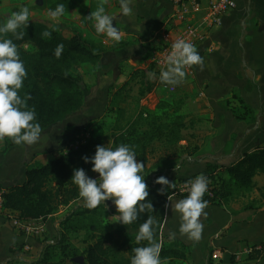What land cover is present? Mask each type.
Wrapping results in <instances>:
<instances>
[{
    "label": "crops",
    "instance_id": "0c3cea01",
    "mask_svg": "<svg viewBox=\"0 0 264 264\" xmlns=\"http://www.w3.org/2000/svg\"><path fill=\"white\" fill-rule=\"evenodd\" d=\"M96 1L103 3L106 11L115 17L113 24L120 29V41L131 38L136 43L113 49L111 46L113 47L115 41L111 44V38L97 34L91 23L88 25L87 20H80V25L85 28L84 38L103 49L96 71H89L84 76L86 83L90 79L93 81L94 96L89 103L90 109L101 104L108 107L112 95L135 71L120 69L121 65L129 67L133 60H143L146 55L143 48L148 43L154 42L166 28L172 29V35L179 28L173 18V6L163 0H132L130 6L133 11L127 16L120 12L119 0ZM90 9L91 0H85L72 12L78 13L80 10L88 16ZM244 32L262 43L259 54L258 43L252 45L253 41L250 40L246 49L244 46L240 48ZM207 36L197 48L203 57V64L192 65L190 73L185 69L186 74L191 77L188 93H199L191 96L190 103L192 118L195 119L192 134L196 140L191 142L199 146V151L194 156L196 161H190L184 155L180 158L179 165L168 173L169 176L153 174L148 182L157 186L162 185L156 183V176H165L168 180L174 177L190 178L204 171L208 164L219 166L223 177L229 180L230 176L226 171L229 166L257 147L264 146V0H238L237 7L224 17L222 26L211 30ZM150 58L146 61L151 65ZM109 89L111 94L108 97ZM103 93L107 94L105 99ZM233 95H238L251 108L250 117L239 120L226 108V101L231 100ZM64 131L63 122L54 124L41 132L38 142L32 145H16L0 157L2 189L5 191L11 185L22 184L26 180L27 165L36 164L49 155H54ZM187 144V139L180 142V145ZM254 183L253 189L242 190L246 194L250 192L251 197H241L238 204L233 205L232 197L222 204L207 203L198 218L203 226L199 239H190L187 234L179 232L180 214L173 210L172 201H169L159 241L162 247H168L172 241H179L187 250L186 261L174 262L264 264V260H246L253 247L261 249L264 246V197L260 193V190L264 193V174L258 173ZM171 198L175 201L184 197ZM54 216L42 218L44 232L41 235L23 234L12 226L8 218L0 216V264H31L38 260L46 243L40 238L51 230L49 220ZM170 232L176 233L174 239L170 238ZM26 245L30 247L29 251L26 250ZM216 250L221 253L220 259L212 260L211 254ZM233 256L235 263H232ZM83 261L84 258L81 262ZM69 262L71 261L64 260L50 264Z\"/></svg>",
    "mask_w": 264,
    "mask_h": 264
},
{
    "label": "trees",
    "instance_id": "16d2710c",
    "mask_svg": "<svg viewBox=\"0 0 264 264\" xmlns=\"http://www.w3.org/2000/svg\"><path fill=\"white\" fill-rule=\"evenodd\" d=\"M84 1L55 0L49 5V8L54 9L58 3H63L65 5L64 15H66ZM100 3L99 1L91 0L89 14ZM44 30L50 31L51 36L43 37L42 32ZM24 31V37L19 40L12 37L11 33L6 35L13 38L14 43H16L20 58L24 61L28 73L19 94L26 98L30 107H34L37 120L41 125L42 131H44L54 124L65 121L71 114L80 111L84 107L87 87L82 71L84 69L90 71L91 69L88 66H97L102 59V52L96 44L85 40L81 34L75 33L72 36H61L56 25L51 22L29 20V24ZM61 43L64 48L60 57L57 58L54 55V50ZM135 43L136 40L126 39L116 42L112 48H123ZM25 46H29V50H26ZM150 57L151 54H146L144 60H148ZM153 68L154 66L151 65L148 70L134 71L129 80L110 98L107 110L116 112V123L118 124L117 133L112 140V147L120 143L134 146L137 154L136 159L144 163L145 166L148 147L153 141L164 139L170 142L168 144L174 146L179 158L186 155L190 161H196L194 156L198 153L199 146L191 141H188L187 145H180L181 141L186 140L181 132L185 127L183 121L174 119L168 131H165L163 129L164 126L159 124L155 126L156 120H152V127L145 132H140V128L145 125V122H148V117L156 119V116L152 114L145 115V113L140 112L134 121L128 122L126 126L121 125L125 118V109L121 106L126 101L124 92L132 81L140 77V97L151 93L155 85L147 78V72L152 71ZM185 101L191 102V96L184 95L178 98L176 103L185 105ZM225 106L239 120H245L252 115L251 108L238 95H233L231 100H227ZM181 109L177 108V111L180 112ZM175 134L176 136H174ZM4 145L5 147L0 150V154H6L7 151L18 144L13 143L12 140L8 143L4 140ZM97 145L101 144L94 139H90L77 148L44 164L28 165L26 168V180L22 184H14L5 189V207L18 212L23 219H47L56 213L57 204L69 205L73 200L77 199L79 190L75 187L67 189L64 185L72 183L71 177L75 168H83L86 172L93 171L92 164L90 162L85 163L83 157L92 156ZM226 171L230 176L229 180L223 177L219 166L213 164H208L207 168L199 173L204 174L212 181L209 186L211 195L204 194L202 199L211 204H222L230 200L232 197L231 191L234 188L239 190L253 189L255 187V176L258 173L264 174V146L257 147L252 152L245 154L240 160L229 166ZM199 174L190 178L174 177L169 179L175 187L167 185L157 186L154 183L147 182L149 197L146 199L151 200L153 211L141 213L132 224L124 225V232L121 230L114 232L104 231L90 235L89 239L91 242L86 244L81 251L84 261L80 264H130L132 248L139 245L135 240H129V237L134 235L133 238H135L139 225L144 222L148 215H152L158 222L155 226V237L159 240L169 202L168 197L187 196L188 193H180L178 191L179 184L187 182ZM50 182H56L53 189L47 188V184ZM1 189L2 187L0 186ZM260 193L264 197L262 190H260ZM101 205L102 203L96 208H89L86 205L80 211L71 212L62 222L64 228H72L71 223L73 218H77L76 216L96 215ZM110 213L116 215L111 210ZM65 241L61 236L59 237V242L45 244L40 258L31 264L63 262L64 257L61 258V256L66 254L60 248L67 251L73 249ZM145 243L147 242H139V244ZM58 248L59 250L55 251ZM124 249L127 255L121 254ZM59 256L60 258L58 259ZM160 256L162 261H169V263H174V261L183 262L187 260V250L179 241H172L168 247H162ZM246 260H264V246L261 249L253 247ZM235 262V257L233 256L232 263Z\"/></svg>",
    "mask_w": 264,
    "mask_h": 264
},
{
    "label": "clouds",
    "instance_id": "9594fccd",
    "mask_svg": "<svg viewBox=\"0 0 264 264\" xmlns=\"http://www.w3.org/2000/svg\"><path fill=\"white\" fill-rule=\"evenodd\" d=\"M132 0H119L122 15H130L133 11ZM65 13V5L58 3L56 7L47 10L48 16L55 20ZM31 10L28 5L21 4L14 11L0 20V141L10 138L15 144L32 145L41 139L42 128L37 120L34 107L27 104L26 98L19 94L28 73L24 61L20 58L16 43L12 37L19 40L25 35L24 29L29 24ZM103 3L86 16L93 23L97 34H104L115 42L121 39L120 29L114 26L113 19ZM43 37H50L51 32L44 30ZM64 45L58 44L54 55L59 58ZM163 63L166 67L159 73L149 71V80L158 79L161 84L176 85L186 76L185 67L202 65L203 57L197 51L196 45L189 40L180 38L171 44V49ZM107 145V144H106ZM97 145L92 156H84L85 163L92 164V170L98 176L90 177L85 169H73L72 182L78 186L79 196L84 199L89 208H96L108 199H112L118 215H113L114 221L123 225H130L138 219L141 213L152 212L153 204L149 197L148 185L142 175L144 163L136 159L134 146L120 143L114 147ZM156 183L175 187L165 176L157 178ZM209 179L199 174L187 182L188 195L182 199L172 201V208L178 212L179 232L187 234L192 239H199L202 223L199 221L207 201L202 199L208 190ZM206 215V213H204ZM157 220L148 215L135 234V241L139 246L132 248L130 264H162V243L155 237ZM170 238L176 233L170 232ZM146 241L145 244H139Z\"/></svg>",
    "mask_w": 264,
    "mask_h": 264
},
{
    "label": "rangeland",
    "instance_id": "374dc122",
    "mask_svg": "<svg viewBox=\"0 0 264 264\" xmlns=\"http://www.w3.org/2000/svg\"><path fill=\"white\" fill-rule=\"evenodd\" d=\"M55 0H0V20H2L8 13L14 11L18 8L21 4H26L29 6L31 10V15L29 20L38 19L44 20L47 22L54 23L58 28L59 34L61 36H72V34L78 33L84 38V29L80 25V20L86 21L85 14L82 11H78V13L70 12L66 15H63L55 20L51 19L48 14L47 10L49 5L52 4ZM87 23H91V27H93V23L87 20ZM86 40V38H84ZM131 39V38H128ZM253 41L252 45L259 46L258 54L262 48V43L252 38V35L249 33L244 32L241 37V49L244 46V49L249 46L247 43L248 41ZM255 40V41H254ZM113 40L110 43H114ZM101 46H103L101 44ZM111 46V45H110ZM107 46V47H110ZM106 47V48H107ZM26 50H29V46L24 47ZM99 48H101L99 46ZM112 48V46H111ZM156 48V43L151 42L148 43L145 49V54H153L154 49ZM103 51V49H101ZM132 65H121V68H125L127 70H148L150 68L149 61L135 59L133 60ZM90 71H96L97 66H88ZM119 69V70H120ZM82 71V70H81ZM153 72L159 73V70L155 67L152 69ZM83 75H87L89 73L88 69H84ZM186 72H188L186 70ZM92 76V75H90ZM85 80V79H84ZM140 77L136 80L132 81L129 86L127 87L125 93V102L121 104V106L125 108V118L121 122L122 126H126L128 122L134 121L140 112L145 113V115H154L156 119H151L148 117V122H145L140 128V132H145L152 127V120H156L155 126L162 125L164 126L163 129L168 131V128L173 123L174 119L183 121L185 124L184 129H182L183 136L188 141H196L194 139V134H192V130L194 127L195 119L192 118L193 112L190 109V103L185 101V105L177 104L176 101L178 98L184 95L194 96L193 94H199L198 92L188 93L190 89L188 88L191 84V77L187 74L186 76L180 81V83L176 85H163L160 83L158 79L151 80V82L155 85L152 92L147 94L144 97H140L139 94V83ZM87 81V80H86ZM85 81V83H86ZM95 85V84H94ZM86 100L84 107L73 114H71L65 121H63V125L65 126V131L62 132V139L59 141V144L56 146V150H54V155H49L45 160L38 162L34 165L44 164L53 158H56L72 149L77 148L82 143H86L90 139H94L101 145L111 146L112 140L114 135L117 133L118 124L116 123L117 116L114 110H107V106L105 105L94 107L90 109L89 103L93 100L94 91L93 88V81L88 80L86 83ZM111 94V90H108V97ZM107 96L106 93H103V98L105 99ZM103 99V100H104ZM177 108H182L180 112L177 111ZM178 112V113H177ZM120 126V125H119ZM67 136L66 138H63ZM176 136V134L174 135ZM5 142H10V138L4 139ZM4 140L0 141V150H2L4 145ZM170 143L167 140H155L147 149V163L143 168L142 175L145 176L146 183L150 181V178L153 174H165L167 175L170 173L171 169H175L180 162V158L177 156V153L174 150V146L168 144ZM8 152V151H7ZM4 154H0V157H3ZM28 166V165H27ZM171 168V169H170ZM170 169V170H169ZM90 177H97L98 173L94 171L86 172ZM169 176V174H168ZM158 176L155 177L157 180ZM56 182H50L47 184L48 189H53ZM66 188H77L78 186L75 185L73 182L68 183ZM79 190V189H78ZM246 191L239 190L234 188L231 191V196L233 198V205L238 204L241 201V197H246L249 195L251 197V193H244ZM86 206V203L83 198L80 196L77 199L73 200L69 205H61L57 204L56 216L50 218V226L51 230H48L47 233L40 239L42 241H46L45 244L54 242H59V237L62 236L63 240L65 239L67 244H70L73 248L71 250H60L66 254L63 260L71 261L68 264H80L83 260V255L81 251L85 248L86 244L91 242L89 239L90 235L96 234V232H104V231H111L114 232L116 230H121L124 232L125 228L124 225L118 221H114L113 215L110 213V210L115 212L118 215L115 205L112 203V199H108L102 203L100 209L96 215H89L86 217H79L73 218V222L71 223L72 228H64L62 224L63 220L71 213L77 212ZM62 234V235H60ZM136 234V233H135ZM134 237V235H133ZM129 237V240L134 241L135 238ZM52 240V242H47ZM44 244V245H45ZM56 249L55 251H58ZM60 251V252H61ZM77 254V255H75ZM121 254L127 255L125 253V249L121 251ZM68 255V256H67ZM75 255V256H73ZM81 256V258H80ZM60 256L58 257V259ZM245 261V260H244ZM162 264H183V263H169V262H162Z\"/></svg>",
    "mask_w": 264,
    "mask_h": 264
},
{
    "label": "built area",
    "instance_id": "2783aa9c",
    "mask_svg": "<svg viewBox=\"0 0 264 264\" xmlns=\"http://www.w3.org/2000/svg\"><path fill=\"white\" fill-rule=\"evenodd\" d=\"M171 4L174 8L173 18L178 23V30L172 35V29H164L161 36L155 39L156 48L150 58V63L156 69L160 70L166 65L163 63L165 57L171 49V44L176 39H186L196 45V48L207 39L208 33L220 28L223 19L230 14L236 7L238 0H163ZM185 69L190 73L191 66ZM188 182V181H187ZM187 182H181L178 186L180 193H188ZM212 181L209 180L206 195H211L209 186ZM5 191L0 190V216L9 219L12 226L19 232L26 235H41L44 232L42 227V218L23 219L19 213L5 207ZM26 250L30 247L26 245ZM220 251H214L211 254L212 260L220 259Z\"/></svg>",
    "mask_w": 264,
    "mask_h": 264
}]
</instances>
